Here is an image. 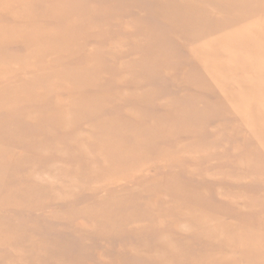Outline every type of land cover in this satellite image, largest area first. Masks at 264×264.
Listing matches in <instances>:
<instances>
[{"label":"rangeland","instance_id":"obj_1","mask_svg":"<svg viewBox=\"0 0 264 264\" xmlns=\"http://www.w3.org/2000/svg\"><path fill=\"white\" fill-rule=\"evenodd\" d=\"M198 1L0 0V264H264V0Z\"/></svg>","mask_w":264,"mask_h":264},{"label":"bare ground","instance_id":"obj_2","mask_svg":"<svg viewBox=\"0 0 264 264\" xmlns=\"http://www.w3.org/2000/svg\"><path fill=\"white\" fill-rule=\"evenodd\" d=\"M192 1V0H191ZM195 1V0H194ZM228 1H230V0H228ZM183 2V1H182ZM197 2H199L198 0H197ZM262 2V1H261ZM200 3V2H199ZM201 3H203V2H201ZM230 3V2H229ZM264 3V2H263ZM182 5V4H181ZM261 5H263V4H261ZM184 6V5H183ZM182 6V7H183ZM234 6V5H233ZM185 7V6H184ZM190 8V7H189ZM263 8V7H262ZM181 11V9L178 7L174 12L175 13H179ZM207 11V10H206ZM14 13V12H13ZM165 13H166V11H165ZM237 13H239V12H237ZM205 14H207V13H205ZM187 16H189V13L187 14ZM167 17L170 19L171 17H173V12L172 13H168L167 14ZM198 17L199 18H202V17H204V13H203V11H196V17L194 18V15H193V17H191V19L188 21V19L184 22V26H185V28L186 29H188L189 30V32H190V29H191V31H193L195 28H190L189 26H193V25H195V24H198L199 22V19H198ZM171 21H173L172 19H171ZM223 26V25H222ZM187 36V35H186ZM187 38L188 39H190L188 36H187ZM58 100V99H57ZM206 224V223H205ZM204 226V225H203ZM205 226H207V225H205ZM186 227V226H185ZM52 243V242H51ZM221 245V244H220ZM263 245V244H262ZM223 247V246H222ZM226 247H227V249H230V248H228V246L226 245ZM130 249V248H129ZM128 249V250H129ZM223 249H224V247H223ZM221 251V250H220ZM243 251H245V250H243ZM218 252V251H217ZM222 252V251H221ZM235 254V253H234ZM253 255V254H252ZM255 256V255H254ZM259 256V255H258ZM264 257V256H263ZM213 259V258H212ZM260 259V258H259ZM258 260V259H257ZM263 260H264V258H263ZM251 261V260H250ZM211 262V261H210ZM208 263V262H207Z\"/></svg>","mask_w":264,"mask_h":264}]
</instances>
